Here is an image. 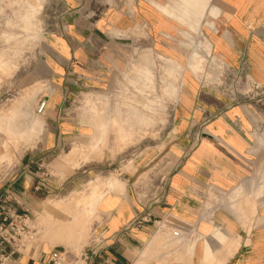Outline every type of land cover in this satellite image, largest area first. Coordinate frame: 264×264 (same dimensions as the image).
Segmentation results:
<instances>
[{"label":"crops","instance_id":"1","mask_svg":"<svg viewBox=\"0 0 264 264\" xmlns=\"http://www.w3.org/2000/svg\"><path fill=\"white\" fill-rule=\"evenodd\" d=\"M212 6L220 11L213 19L215 29L205 28L203 22L211 54L227 68L243 70L255 94L232 103L188 72L174 109L169 145L174 166L154 202H134L127 185L112 177L122 182L116 190L110 177L86 194L51 205L61 210L70 200L88 202L90 218L97 214L102 220L97 225L104 238L96 259L99 264H137L139 260V264H264V185L259 187V181H264V89L256 88L264 86V0H213ZM134 8V17L107 11L98 16H78L73 11L63 17L67 36L56 39L51 66L53 79L62 87L60 94L46 100L53 107L46 118L49 133L13 166L0 171V196L7 190L28 207L31 194L51 189L39 165L49 163L60 146L62 130L68 129L60 115L68 101L63 93L68 92L71 79L88 81L92 70L103 63L109 29L129 28L135 20L164 48L162 31L177 36L181 25L171 18L153 15L146 3ZM42 125L36 117L27 133L16 135L28 137L29 142ZM74 148L80 151L77 157L84 158L92 150L85 152L74 144L67 154ZM67 154L63 162L77 159L66 161ZM47 214L63 222L70 219L69 215L65 220L55 218L49 211L41 219ZM135 217H147L148 222L135 228L131 226ZM31 249L13 258L18 264H41L53 250ZM152 255L157 259L147 262Z\"/></svg>","mask_w":264,"mask_h":264},{"label":"rangeland","instance_id":"2","mask_svg":"<svg viewBox=\"0 0 264 264\" xmlns=\"http://www.w3.org/2000/svg\"><path fill=\"white\" fill-rule=\"evenodd\" d=\"M212 2L0 0V171L13 166L24 151L35 148L49 133L46 118L53 107L46 101L42 114L35 110L39 101L60 94L62 85L53 79L51 66L56 39L67 36L64 16L73 11L78 16H98L107 11L134 17V6L146 3L153 8V15L167 16L181 25L177 36L164 31L159 34L165 48L135 20L129 28L109 29L107 55L92 70L91 79L80 81L76 77L68 83V92L63 93L68 101L60 114L68 129L62 130L60 146L49 163L39 168L51 189L30 195L28 207L36 234L24 239L26 247L19 251L61 248L78 253L88 243L92 227L102 224L101 218L97 214L90 218L79 244L76 236L48 238L41 216L49 211L55 218L67 219L65 211L53 210L51 205L86 194L93 185L106 183L110 177L124 182L138 204L157 199L174 166L169 148L174 109L188 72L198 77L202 86L225 95L232 103L255 94L243 70H231L211 54L203 22L205 19V28L215 29L213 19L220 11ZM13 106L16 110L11 112ZM36 117L43 121V127L29 142L28 137L16 135L26 132ZM74 144L84 150L93 148L92 154L63 162ZM263 185L264 181H259V187ZM70 201L88 205L81 198ZM144 255L145 251L140 259ZM155 259L152 255L147 262Z\"/></svg>","mask_w":264,"mask_h":264},{"label":"built area","instance_id":"3","mask_svg":"<svg viewBox=\"0 0 264 264\" xmlns=\"http://www.w3.org/2000/svg\"><path fill=\"white\" fill-rule=\"evenodd\" d=\"M256 88L264 89V86H256ZM45 105V99L39 101L36 114H42ZM145 222H148L147 217H135L131 226L138 228ZM156 226L159 227V223ZM34 234H36V226L29 207L21 205L9 191L4 190L0 196V264L10 262L18 264L17 259L13 257L22 253L19 251L20 248L26 247L22 241L31 238ZM103 248L104 238L98 231V226L94 225L88 243L78 253L70 254L64 249L52 250L41 264H99L96 259Z\"/></svg>","mask_w":264,"mask_h":264},{"label":"bare ground","instance_id":"4","mask_svg":"<svg viewBox=\"0 0 264 264\" xmlns=\"http://www.w3.org/2000/svg\"><path fill=\"white\" fill-rule=\"evenodd\" d=\"M91 151H88L87 153H91ZM79 154H80V151H78L77 149L74 148V150L70 154H67L68 156L65 160L71 161V160L77 158V156ZM111 182L115 186L116 190L121 187L122 182L120 183L119 180H117L116 178L112 179V177H111ZM116 193H118V192H116ZM263 201H264V199H263ZM68 202H69L68 204L61 206V210L63 212L65 211L64 213H67V215H69V217H70V219L68 221H66V222L59 221V220H56L53 217H51L50 214H47V216L42 219V223H43L42 225H44L47 228V229L45 228L46 231L48 232L47 236L50 235V237H57L59 235L60 236L62 235V236H66L68 239L70 237L76 236V240L80 244V242L84 239L83 234L85 235L84 232H86L85 230H86L88 221L90 220V214L91 213H89V204L85 205L83 202H77V201H72V202L68 201ZM259 203H260V201H259ZM43 231H42V233H43ZM47 232H45V233H47ZM141 259H142V257H141Z\"/></svg>","mask_w":264,"mask_h":264}]
</instances>
